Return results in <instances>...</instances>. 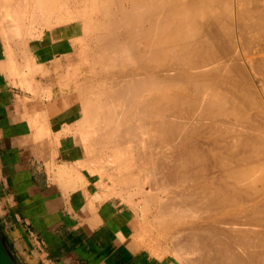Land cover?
Here are the masks:
<instances>
[{"label":"bare ground","instance_id":"obj_1","mask_svg":"<svg viewBox=\"0 0 264 264\" xmlns=\"http://www.w3.org/2000/svg\"><path fill=\"white\" fill-rule=\"evenodd\" d=\"M31 1L34 5L30 6L29 1L27 6L29 4V7L33 6L35 8L32 7V9L37 10L39 3L37 0ZM22 3L20 0H0L1 29H5L6 26V37L13 43L15 40H19V37L21 40V36H23L21 29L23 30V28L20 25L24 24L23 21L21 24V17H23L24 11L28 10L29 12L30 9L24 6L27 9L22 13ZM32 9L30 12L35 13ZM56 11L57 9L54 12L55 24L51 25L53 35L55 38L67 35L64 36L70 41L66 47L64 45L63 51L71 52V58L76 60L75 64H72L73 60L71 59L68 66L64 65L65 74L63 76L67 75L66 78L72 80L73 85L75 84L74 92L71 96L69 92L70 97L66 99L72 103H81L82 120H80L84 125H80L83 127L82 131H79L80 123H77V127L80 135L83 133L85 137V140L84 138V141L82 140L85 144L82 145L86 147L87 152L94 149L96 145H100L103 150L110 144V147L113 148V153H110L115 157L116 162L113 168L117 170V174L111 172L116 186H128L125 183V177H123L126 175L121 174L122 172L126 173L124 167L134 173L129 184L135 181L133 176L135 177L139 172L137 169L138 171H135L137 174H135L133 171L136 169L134 168L140 167L144 168V171L147 170L148 173L142 171L141 175L146 173L144 175L146 179L148 176V180L156 187L149 186L150 188H147L150 190L146 189L147 191L142 189L141 183L144 182L142 177L141 182L138 181L141 185L137 183L136 187L132 183L131 186L132 188L136 187V191L139 189V193L144 196L145 199H140V201L143 200L142 204L144 205L146 200L144 205L146 210L150 203H155L154 201L157 199L160 201L157 202L160 204L158 208L152 204L153 209L157 211V214L153 216L158 217L159 215V220L161 216L166 218L167 215L171 220L173 218L174 220L181 219L180 222L185 217H196L194 220L189 218L192 220L190 224L187 223L189 219H183V228L181 225L179 230L175 227L176 232L184 228L189 230L187 233L181 231L188 234V237H185L186 247L176 245L179 239L178 235L174 236L177 239L172 242L176 245L173 244L175 247L181 249L177 251L176 248L177 253H187H184L185 255L181 253L183 257L180 259L183 260L187 255V259H184L187 261L188 258H192L193 254L189 252L199 249L201 264H264V202L261 201V204L259 200V202L256 201V196L262 197L261 192L264 189L261 187L260 190H262L257 191L259 188L253 184V182L257 184L261 181L264 171H261L262 178L258 177L259 181L255 182L258 175L250 173L247 168H242L245 165L246 167L251 165L250 168H253L254 164L258 163L259 165L257 164L256 167L260 166V170H264V160L263 158L259 160V154L264 153V128L260 127H263L261 123L260 126L254 124L255 122L259 123L258 118L264 121V116L260 115L264 113V108L263 106H261L263 109L259 107V103L261 104V100L258 103L259 96H256L258 100L254 94L253 98L251 96L252 90L257 92L255 85L251 84L252 77L250 76L251 79L246 80L249 79L251 73L254 79L264 84V78L262 79L264 74V0H63V5H60L59 8V15L56 14ZM3 23H5L4 27ZM36 24H33L34 27L31 25L32 29L29 28L30 32L29 30L28 32L32 33L37 41H40L43 36V28L39 22ZM60 24H63L64 28L59 31L54 30L56 25ZM246 35L250 37L247 38ZM251 37L252 39L254 37L255 41L250 39ZM246 38L253 41L246 42L248 46H250L249 42L253 43L248 51L244 48L246 45L243 47ZM59 39L57 38V40ZM23 40L15 44H22ZM22 45L25 46L24 43ZM54 45H56L54 46L56 50L60 49L57 41ZM12 53L10 48L9 54ZM20 54L23 55L22 52ZM228 55H232L233 60L229 63H233V66L228 64ZM255 55H260V58H255ZM27 58L31 63L30 56ZM20 59H23L22 56ZM17 63L11 61L14 74L18 72L15 69ZM27 63L25 65L29 68L26 70H31L30 65L34 66V61L31 64ZM17 69L19 70L20 67ZM23 69L25 67L20 71ZM26 70L27 75L29 70L27 72ZM20 71L17 76L20 79V85L27 89L33 87L34 91L36 88L38 89L39 82H35L31 75L30 78L26 75L22 76ZM43 73L45 72L43 71ZM59 74H63L62 70ZM68 79L67 81L70 82ZM248 81H251L250 84ZM62 83L64 84V82ZM65 85L69 86L70 83L65 82ZM41 88L40 90H42ZM47 88L44 89L47 90ZM42 91L41 94L44 95L45 92ZM251 98H255L254 100L258 103V106H256L257 103H254L256 106L254 109L259 107L261 112L258 113L261 117L257 116V119L252 116L253 120L251 119V121H255L254 123L248 121L247 117L249 116L246 117L247 108L244 114L243 106H239L240 100L245 102ZM236 99H239L238 103ZM254 100L252 101L255 102ZM242 101V105L246 104ZM250 111L247 115H252ZM231 112L239 113V117L244 114L245 117L243 115L241 118L243 121L239 122L240 118L233 114L234 118L238 117L236 119L238 121L234 122L232 117L228 119L229 122L230 119H233V124L249 122L253 125L244 126V128L240 126V129L233 127L235 131L233 128L231 131L228 129L230 126L226 124L229 123L226 122V119L231 115ZM243 118H247L248 122ZM68 129L67 131H69ZM205 129L208 132L205 131L204 134H207L203 135L202 132ZM37 130L39 129L37 128ZM73 131L77 132V128L76 131L75 128ZM228 131H231V136ZM236 135L240 137L242 135L241 138L246 136L247 139L243 140ZM206 137L209 138L206 139ZM41 138H45V135ZM212 138L214 141L217 140L218 147H216V142H211L213 140H210V143L207 141ZM230 138H236V142L233 141L237 143L234 148H238L237 145L239 148L240 145L242 146L243 149H240V153H238L239 149H233L234 144ZM238 138L241 139V144L240 141H237ZM226 139L231 140L230 144ZM219 142L224 146L222 147ZM202 143L208 146L211 144L210 148L215 147L216 151L202 147ZM100 147L97 149V151L100 149L99 154L102 151ZM219 147L223 149L225 147V150L218 151ZM242 150L251 153L242 154ZM212 151H215V154ZM94 152L95 149L89 153L93 156ZM85 154L89 156V158H85L87 161L89 160L88 162L84 159L88 165L93 163L97 156L95 155L92 160L86 151ZM244 154L247 155L246 159ZM102 155L101 153V158ZM226 155L227 158L231 159L232 157L235 160L232 163L236 162L237 164V161H242L241 163L244 164L243 160L245 159L249 160L251 164L244 160L247 164L239 167L238 163L237 166H234L230 162L233 159L227 160ZM41 156L39 157L41 158ZM98 157L100 156L98 155ZM101 158L100 160H102ZM97 160L94 163L100 162ZM120 160L124 161L123 164L120 163ZM207 162L214 164L213 167ZM102 166L98 165L101 168ZM211 170L214 175L212 172L209 175ZM107 171L102 168V173H99L107 175L109 174L106 173ZM101 175L99 174L98 181L103 187L105 183ZM212 177H216V180L219 181L218 189L215 188L217 191H214V185L216 186L217 182L214 184L210 181L214 184L211 186L212 183L208 181ZM229 181L233 186H230ZM144 183L149 185V181ZM253 185L257 190H254ZM128 189H120L122 191L116 192V195L124 197V200L131 206H129L130 210L135 213L134 206L138 204L136 203L138 200L134 202V196L132 192H129L131 187L130 190ZM159 189L160 191H158ZM161 191L165 198L160 199L162 196H157ZM124 193L125 195H123ZM155 196L159 198L156 199ZM263 197L260 199L263 200ZM237 198H240V203H237ZM117 200L119 199L117 198ZM144 206L140 207L139 205V209L143 207L141 212L143 216H146L147 213L144 215L146 212ZM149 213L152 212L149 211ZM202 213L205 214L199 218L202 222H197L199 220L197 218ZM148 218L145 220L147 221ZM167 220H165L166 225L170 227V222ZM153 221L155 222L156 219ZM153 221L152 223H154ZM161 223L159 221L158 226ZM154 225L152 224V227ZM146 226L148 228V224ZM163 226L160 225L158 231ZM169 227L160 231L165 233ZM167 233L170 234L169 231ZM173 234L174 232L171 236ZM184 236L181 237V240L179 239L181 243H183ZM187 248L191 251H186ZM196 254L199 256V253L196 252ZM192 264L195 263L192 262Z\"/></svg>","mask_w":264,"mask_h":264},{"label":"crops","instance_id":"obj_2","mask_svg":"<svg viewBox=\"0 0 264 264\" xmlns=\"http://www.w3.org/2000/svg\"><path fill=\"white\" fill-rule=\"evenodd\" d=\"M20 1L22 13L30 8L21 17L24 37L9 41L6 26L1 29L0 24V228L14 254L21 264H179L170 257L153 255L137 240L135 214L117 198L109 197L87 164L85 137L79 133L84 125L82 106L66 99L75 88L74 82L63 76L64 65L73 60L71 52L63 51L70 40L64 33L57 40L51 28L55 9L59 15L63 0H37L38 11L29 7L33 1L29 0L28 6V0ZM35 21L43 28L40 41L29 33ZM63 28L60 24L54 30ZM22 40L24 47L15 44ZM56 41L59 50L54 47ZM29 56L34 66L30 65L26 75ZM10 60H20L16 74ZM61 70L63 74H59ZM19 71L39 82L37 92L20 85Z\"/></svg>","mask_w":264,"mask_h":264},{"label":"rangeland","instance_id":"obj_3","mask_svg":"<svg viewBox=\"0 0 264 264\" xmlns=\"http://www.w3.org/2000/svg\"><path fill=\"white\" fill-rule=\"evenodd\" d=\"M54 23H55V21H54ZM260 36H261V35H260ZM246 37H247V35H246ZM249 37H250V36H249ZM249 37H247V38H249ZM261 37H263V36H261ZM247 38H246V40L244 41V44H243V47L246 45V46L244 47L246 51H248V50L252 47V46H251V45L253 44L252 42L255 41L254 37H253V39H252V37L250 38V39H252L253 41L250 40V39H247ZM248 40L252 41L251 44H250V42H249V45H250V46H248V44H246V42L248 43ZM231 56H232V55H230V56L228 55V56H227V59H228V64H229L230 66H233V65H232L233 63H232V64L229 63V62H232V60H233ZM258 56H259V57H258ZM228 57H229V58H228ZM252 57H254V56H252ZM230 58H231V59H230ZM255 58H260V55H255ZM233 62H234V61H233ZM233 69H234V68H233ZM248 72L250 73V71H248ZM261 72H262V71H261ZM240 76H241V75H240ZM250 76L252 77V80H253V81H252V82H251V81H248V82H249V84H250V82H251V84L253 83V85H255V90L257 91V92H255L254 90H252V89H254V87L251 86V87H252V89H251V90H252V94H251V96H252V98H253V94L255 95V96H254L255 98H257L256 96H259L260 98H259L258 103H259L260 100H261V104L259 103V105H260L259 107L261 108V106H263V108H264V105H263L264 103H262V102H264V98H263V97H264V96H263V94H264V91H263V90H264V87H263L264 84L261 83L259 80L254 79L251 73L249 74V79H246V80H250V79H251ZM262 76H263V77H262V79H263V78H264V74H263ZM240 78H241V77H240ZM238 79H239V77H238ZM255 80H256V81H255ZM263 80H264V79H263ZM257 81H258V82H257ZM228 86H229V84L227 85V87H228ZM256 87L258 88V90H257ZM253 91H254L257 95H256ZM261 91H262V92H261ZM252 98L249 99V100L247 99L248 101H245L246 104H243V105H242V103H241L242 100H240V104H241V105L239 104V106H243V109H244L243 113L245 112L246 108H247V111H246V112L249 113L251 107L255 106V104L257 103L256 100H258V98H257L256 100H254L255 98H254V99H252ZM236 100H237V99H236ZM252 100H254L255 102H253ZM238 101H239V99L237 100V103H238ZM242 102H244V101H242ZM245 102H244V103H245ZM250 102L252 103V105H251ZM237 103H236V104H237ZM254 103H255V104H254ZM258 103H257L256 106H258ZM248 104H249V105H248ZM250 105H251V106H250ZM249 106H250V109H249ZM256 106L253 107L252 110L250 111V112L252 113V115H247L248 113H246V117L249 116V117H247V118H248V121L250 120L249 122H253V123L255 122V121H251V119H252L254 116L256 117V119H257V116H259V117H261L260 115H263V116H264V113H261V112H260L259 107H257L258 109H254V108H256ZM241 108H242V107H241ZM241 108H240V109H241ZM263 108H261V109H263ZM243 109H242V110H243ZM257 110H259V111H257ZM256 111H257V112H256ZM262 111H263V110H262ZM259 112L261 113L260 115L258 114ZM263 112H264V111H263ZM241 113H242V111H241ZM241 113H240V114H241ZM233 114H234V115L236 114V116H238L239 113L231 112V115H230L229 117H227V119L225 118V119H226V122H229L228 119H229V118H232V117L234 116ZM244 114H245V113H244ZM244 114H243V115H244ZM256 114H258V115H256ZM243 115H241V117L238 116V117L240 118V119H238L239 122L243 121V120L241 119ZM227 116H228V115H227ZM252 116H253V117H252ZM263 116H262V118H263ZM238 117H237V118H238ZM244 117H245V115H244ZM250 117H251V118H250ZM237 118H236V117H235V118L233 117L234 120H233V119H230V122H231V123H230V122H229V123H226V124H228L227 126H230V127H228V129H230L231 131L234 129L233 127H235V129L239 127L238 129H240L241 127L244 128V126L247 127V126L253 125V123L251 124V123H249V122L247 121V118H243V119H245L244 121H247L248 123H239V125L236 124V123L233 124V123H232V120H233L234 122H237V121H238V120H236ZM249 118H250V119H249ZM254 119H255V118H254ZM263 119H264V118H263ZM252 120H253V119H252ZM258 120H259V123H258V122H255L254 124H258V126H260V125L262 124L263 127H262V126H260V127H261V128H264V121H262L260 118H258L257 121H258ZM260 120H261V122H260ZM260 123H261V124H260ZM259 124H260V125H259ZM237 125H238V126H237ZM240 126H241V127H240ZM232 128H233V129H232ZM235 129H234V131H235ZM205 131L208 132V130L205 129V130L202 132L203 135H206V134H207V133L204 134ZM231 131H230V132L228 131V132H229V135H230ZM226 135H228V134H226ZM229 135H228V136H229ZM231 135H232V134H231ZM231 135H230V136H231ZM236 136H238V135H236ZM238 137H240V136H238ZM241 137H243V136L241 135ZM241 137H240V138H241ZM245 137H246V136H245ZM245 137H244V138H241V139H243V140H244V139H247V138H245ZM200 138H201V137H200ZM203 138H204V137H203ZM207 138H209V137H206V139H207ZM236 138H237V137H236ZM236 138H233V139L230 138V139L232 140V143L234 144V145H233V149L236 148V147L234 148V146H236V144H237V143H234V142H236ZM240 138H238L239 140L237 139L238 142L241 140ZM234 139H235V140H234ZM248 139H249V138H248ZM204 140H205V138H204ZM210 140H213V141H211V142H214V143L217 141V140L214 141V138L209 139V140H207V141L209 142ZM226 140H227V139H226ZM228 140H229V139H228ZM228 140H227V142H228ZM231 140H229V144H230V141H231ZM127 141H128V140H127ZM207 141H206V142H207ZM233 141H234V142H233ZM125 142H126V140L124 141V143H125ZM101 143H102V142H101ZM103 143H104V140H103ZM105 143H106V142H105ZM209 143H210V142H209ZM214 143H213V144H214ZM219 143H220V142H219ZM222 143H223V142H222ZM232 143H231V144H232ZM239 143L241 144V141H240ZM239 143H238V144H239ZM246 143H248V142H246ZM107 144H108V143H107ZM107 144H106V145H107ZM220 144H221V143H220ZM220 144H219V145H220ZM202 145H203V143L201 144V146H202ZM216 145H217V142H216ZM96 146H97V145H96ZM96 146H95V148H94L93 146H91L92 148L95 149L94 154L97 155L96 157H95V155L91 156V154L89 153L91 150H94V149H90V150H88V151H89L88 154L92 157V160H93L94 157L96 158V159L94 158V162H95L97 159H98L97 161H100V162H96V163L93 162V163L90 164V165L93 167V172L99 177V179H100L99 174L101 175V173H102V168H103V170H106V171L108 170L106 173H109V174H107V175H101V176H102V179H103V181H104V183H105V185H103V187H102V186H101V187L107 192V194L109 195V197H116V198H118V199H119V200H118L119 203H122L123 205L127 206L128 208H130L131 206L129 205V203H128L126 200H124V197H118V195H116V192H120V191H122V190H120V189L125 190L126 188L128 189V186H129V189H128V190H130V187H131V190H130L129 192H132V195L134 196V197H133L134 202L137 201V200L139 201V202L137 201L136 203H138V204H135V206H134V209H135V208H136V209H135V210L133 209L134 211H136V212H135L136 214H135V213H134V214H135V216L137 215L135 218H136L137 221H138V224H137V231H138V232H137V236H136V237H137V240H138L139 242H141L145 247H147V248L149 249V251H150L153 255H155V256H157V257L167 256V257H170V258H172V259H175L176 261L179 262V264H185V263H186V264H192V262L195 263V264H196V263H197V264H201V262H200L201 251H200L199 249H194V250H195L194 252H193V251H192V252H189V251H191V250H189V248H187L186 251L188 250L189 253H193V254L191 255L192 258H191L190 255H189L190 258H188L187 261L184 260V259L187 257V255H186V257H184V259L182 260V259H180V258L183 257L182 254H181V253H183V252H181V253H180V252L177 253L178 250H179V251L181 250V249H179L178 247H180V246H183V247L185 246V247H186L185 243H187V242H185V240H186V238L188 237V234H184V232H181V231L183 230V231H186V233H187V232H189V230H187V229L185 230V228H184V229H182L181 231H178L179 233H181V235H179V233L176 232V231L179 230V229H181V227H179V226H181V225H182V228H183V224H182V223L184 222L183 219L185 220V218H186V219L188 220L189 218H193L192 220H194V218H196V217H195V216H194V217H191V216H190V217H185V218H182V222H180L181 219L179 220V218H178L179 221H178L176 218H175L176 220H174V218L171 220V218H170L168 215H167V216H168V218H170V219H169L170 221L167 220V219H168L167 216H166V218H165V216H163V217L161 216V217H160V218H161L160 220L158 219V218H159V215H158V217H157V216H153V215H156V214H157V211H155V209H153L152 204H154V206H157L156 208H158V205H160V204L157 203V202H160V201H157V200H158L157 198H159L160 196H162V197H160V199H162V198L164 197V193L162 194V191H161L160 193L157 194V196H159V197H156V196H155L156 199H157L156 201H154L155 203H150V202H149V203H150V205H148L149 207L146 205V206L148 207V209L150 208L149 211L152 212V213H149L148 209L146 210V207L144 206V205L146 204V202H145L146 200L144 201L145 204H144V205L142 204V203H143V200L145 199L144 196H142V195L139 193V189L136 191V187H137L136 185H137V183L140 184L138 181L141 182V177L143 178L142 180H143L144 182H148V181H149V185H148L147 183H144V182H143V183L145 184V186H144V184L141 183L142 186H143L142 189H144L145 191H147L146 189L150 188L149 186H152V187H154V188L156 187V186L153 185V183H151L150 180H148V176H147V179H146V177L144 176V175H146V173H148V171H147V170L144 171L145 169H144V168H140V167H139V168H134V169H136V170L133 169V170H134L133 172L138 171V170H139V172H140V173L138 172V174L135 172V174L138 175V176L135 175V177H136V176L139 177V176L141 175V172H142V171H144V172H146V173H143V175H141L139 178H137V177L135 178V177L133 176V178H134L135 181L132 182V183H134L135 185H134V184H133V185L136 186V187H133V188H132V186H131L132 183H131V184H129V183H130V178H131L132 175H134V173H131L132 171L129 172V171L126 169V167L123 166L124 169H125V171H126V173H125V172H122L121 174H125V175H126V176H123V177H125L124 180H125V183H126L128 186L125 187L124 185H121V186H120V185H119V186L117 185V186H118V187H117L116 184L114 183L115 179H114V177H113V175H112V173H115V175L117 174V170H116L115 168H113V166L115 167V165H116V164H115L116 162H115V159H114L115 157L112 155V153H113V152H112V151H113V148L110 147V144H109V146L107 145V146H105V148H103V150H104V151H103L102 148L100 147V145L97 146V147H96ZM205 146H208V145L206 144V145H203L202 147L208 149V148H210L211 144H210L208 147H205ZM221 146L223 147L224 145L221 144ZM237 146H238V148H236V150L239 149V150H238L239 152H238V151H237V152L240 153V149H243V148H241V147H242L241 145H240V148H239V145H237ZM98 147H100L101 150L103 151V152L101 151V153L103 154V155H102V156H103L102 158H101V153L99 154L100 149L97 151ZM106 147H107V148H106ZM211 147H212V146H211ZM216 147H218V145H217ZM243 147H244L245 149H247V147H245L244 145H243ZM111 148H112V149H111ZM214 148H215V147H214ZM214 148H210L209 150L213 149V150L216 151V149H214ZM219 148H220V149L217 148L218 151H220V150H222V151L225 150V147H224V149L221 148V147H219ZM233 149H232V150H233ZM249 149H250V147H249ZM249 149H248V150H249ZM168 150H169V149H168ZM203 150H204V149H203ZM236 150H235V151H236ZM96 151H97V152H96ZM215 151H212V153L215 154V153H214ZM218 151H217V152H218ZM92 152H93V151H92ZM104 152H105L106 154H105ZM110 152H112V153H110ZM209 152H210V151H209ZM209 152H207V153H209ZM217 152H216V153H217ZM241 152H242V154H243V153H246L247 150L244 151V152H243V150H242ZM107 153H108V154H107ZM109 153H110V155H109ZM210 153H211V152H210ZM248 153H249V152H248ZM248 153H246V154H248ZM250 153H251V152H250ZM250 153H249V154H250ZM92 154H93V153H92ZM98 155H99L100 157H98ZM244 156H245V154H244ZM246 156H247V155H246ZM246 156H245V159H246ZM91 157H90V158H91ZM100 158H101L103 161L100 160ZM103 158H104V159H103ZM226 158H227V155H226ZM229 158H230V157H229ZM229 158H227V160H229V161H230L231 159H233L232 157H231V159H229ZM259 158H260L259 160H261V158H263V160H264V153H262V155L259 154ZM235 159H236V158H235ZM245 159H244V160H245ZM227 160H226V161H227ZM237 160H238V159H237ZM237 160H236V161H237ZM244 160H243V163H244V164L241 163L242 161H241V162H240V161H237V162L239 163V165H238V163L236 164V162H235V163H232L233 161H235L234 159H233L232 161H230V162H231L232 165H233V164H234V166H237V165H238L239 167L242 166V165L247 164L246 162H248V164H251V162H249V160H245L246 162H245ZM123 162H124L123 160H120V163H121V164H123ZM227 162H228V161H227ZM230 162H229V163H230ZM257 162H259V161H257ZM98 163H99V164H98ZM103 163H104V164H103ZM207 163L211 164V167H213L212 165H214V164H212V163H210V162H207ZM240 163H241V165H240ZM259 163H260V162H259ZM94 164H95V165H94ZM97 164H98L99 166H102V165H103L102 168H101V167H98ZM100 164H102V165H100ZM114 164H115V165H114ZM252 164H253V163H252ZM257 164H258V163H256V165H257ZM256 165L254 164L255 167L252 166L253 168H250L251 165H250V166L247 165V167H246V165H245V166L242 167V168H247V170H249L250 173H254V174H256V176L258 175V176H257V179H256L255 182H257V180H258L259 178H262L263 175L261 174V171H264V170H260V168H259L260 166H259V167H256ZM258 165H259V164H258ZM258 165H257V166H258ZM248 166H249V167H248ZM104 167H105V169H104ZM211 167H210V168H211ZM214 167H215V166H214ZM96 168H99V169L97 170ZM100 168H101V171H100ZM107 168H108V169H107ZM254 168H255V169H254ZM110 169H111V170L113 169L114 171H113V170L111 171ZM137 169H138V170H137ZM214 169H215V168H214ZM140 170H141V171H140ZM212 170H213V169H212ZM212 170L209 172V175L211 174V172H212V175H214ZM216 171L218 172L217 169H216ZM216 171L214 170V173H215ZM99 172H101V173H99ZM111 172H112V173H111ZM212 175H211V176H212ZM216 175H217V174H216ZM252 175H253V174H252ZM110 176H111V177H110ZM218 176H219V174H218ZM256 176H255V177H256ZM252 177H253V176H252ZM258 177H259V178H258ZM104 178H105V179H104ZM111 178H112V179H111ZM133 178H132V179H133ZM144 179H145V180H144ZM213 179H214V180H213ZM252 179H253V178H252ZM262 179H263V180H262ZM262 179H260L261 181L258 180L259 182H258L257 184L253 182V184H254V185H257V187L259 188V189L257 190L256 187L253 185V186H254V187H253L254 190L259 191L261 187L264 189V183H263V182H264V176H263ZM147 180H148V181H147ZM230 180L234 182V180H232V179H230ZM208 181H209V183H212V182H213L214 184H215V182H217V183H216V186H215L213 183L210 184V185H211V186L214 185V189H215V188L218 189L217 184H218L219 181L216 180V177H212V178H211L210 180H208ZM210 181H212V182H210ZM245 182H246V181H245ZM247 182H249V181H247ZM250 182H251V181H250ZM260 182H262V183H260ZM229 183H230V181H229ZM259 183H260V184H259ZM141 184H140V185H141ZM151 184H152V185H151ZM231 184H232V183H230V186H233V184H232V185H231ZM261 184H263V186H261ZM107 185H108L109 187H108ZM112 186H113L114 189L111 188ZM115 186H116V187H115ZM147 187H148V188H147ZM124 188H125V189H124ZM110 189H111V190L113 189V190L111 191ZM152 189H153V188H152ZM152 189H151V190H152ZM115 190H116V191H115ZM144 190H143V191H144ZM148 190H150V189H148ZM223 190H224V189H223ZM261 190H262V189H261ZM261 190H260V191H261ZM114 191H115V192H114ZM133 191H134V192H133ZM135 191H136V192H135ZM158 191H160V189H159ZM214 191H217V190L215 189ZM218 191H219V190H218ZM220 191L222 192V190H220ZM224 191H226V190H224ZM113 192H114V193H113ZM137 192H138V193H137ZM150 192H151V191H150ZM154 192H155V191H154ZM262 192H264V191H262ZM262 192H261V195H262V197H263V196H264V195H263L264 193L262 194ZM147 193H148V192H147ZM259 193H260V192H259ZM161 194H162V195H161ZM257 194H258V193H257ZM112 195H113V196H112ZM114 195H115V196H114ZM123 195H125V193H124ZM139 196H140V197H139ZM257 196H258V195H257ZM257 196H256V201H257V202L260 201V203L262 204V202H264V197H263V200H262V199H260V198H262V197H257ZM259 196H260V195H259ZM122 198H123V199H122ZM143 198H144V199H143ZM164 198H165V197H164ZM257 198H259V199H257ZM140 199H143V200L140 201ZM150 199H151V198H150ZM239 199H240V198H237V200H238L237 203H240V202H239V201H240ZM121 200H122V201H121ZM258 200H259V201H258ZM261 201H262V202H261ZM147 202H148V199H147ZM151 202H153L152 199H151ZM124 203H125V204H124ZM156 203H157V204H156ZM127 204H128V205H127ZM139 205H140V207H141V206H144V207H145L146 212L144 213V215L147 213L146 216H147V218L149 217L148 220H147L149 223L145 220V219H147V218H145L146 216H143V213L141 212V209H142L143 207H142L141 209H139V208H140ZM129 206H130V207H129ZM136 206H137V207H136ZM151 207H152V208H151ZM154 208H155V207H154ZM156 210H157V209H156ZM143 212H144V210H143ZM153 212H154V213H153ZM155 212H156V213H155ZM137 213H138V214H137ZM140 213H141V214H140ZM148 213H149V214H148ZM200 213H201V212H200ZM203 214H204V213H202V214L200 215V217H198L197 219L201 218ZM196 216H197V214H196ZM198 216H199V214H198ZM204 216H205V214H204ZM137 217H138V218H137ZM139 217H140V218H139ZM142 217H143V219H142L143 221L141 220ZM154 217H156V218H154ZM155 219H156V221L154 222L153 220H155ZM157 219H158V221H157ZM197 219H195V220H197ZM161 220H162V221H161ZM165 220H167V222H170V225H171L170 227H169V225H166ZM187 220H186V221H187ZM192 220L189 219V221H188L187 223L190 224V221H192ZM201 220H202V219H201ZM141 221H142V222H141ZM150 221H151V222H150ZM152 221H153L154 223H152ZM159 221L163 223V224L161 223L160 225H162V226L164 225V226L161 227V228L159 229V231H158V228L160 227V225L158 226ZM172 221H173V222H172ZM175 221H177L178 223L175 222ZM197 222H202V221H200V219H199V220H197ZM156 223H157V224H156ZM171 223H172V224H171ZM179 223H181V224H179ZM139 224H140V225H139ZM146 224H148V228H146V227H147ZM149 224H150V225H149ZM152 224H153V225L155 224V225H154L155 228L152 227ZM168 224H169V223H168ZM174 224H175V226H174ZM185 225H186V224H185ZM185 225H184V226H185ZM139 226H140V227H139ZM156 226H158V228H156ZM167 226H168L170 229L168 228V230H167L165 233L162 232V231H160V230L163 229V228H164V230H166L165 228H166ZM173 226H174V229H173ZM177 226H178V227H177ZM175 227L177 228V230H176ZM185 227H186V226H185ZM145 228H146V230H145ZM149 228H150V230H149ZM178 228H179V229H178ZM171 229H173V230H171ZM148 230H149V231H148ZM170 230H171V232H170ZM168 231H169V233H170L169 235H168V233H167ZM145 232H146V233H145ZM161 232H162V233H161ZM173 232H174V234H175V233H177V234H175V235L173 234L172 236L174 237V236H177V235H178L177 237H178L180 240H181V237L185 235V236L183 237V238H184V239H183V243H181V242L179 241V239L177 240V242H178V243L180 242L181 245H180V243L178 244L177 242H175V243H177L176 245H178V247H175L176 245H175L174 243H173V244H174L175 246L172 244V242H173L174 240L176 241V239H177L176 237L173 238V237L171 236V234H172ZM149 233H150V234H149ZM182 233H183V235H182ZM165 234H166V235H165ZM145 235H146V236H145ZM150 237H152V238H150ZM185 237H186V238H185ZM169 238H170V239H169ZM173 246H174L175 248H174ZM176 248H177V251L175 250ZM181 248H182V247H181ZM182 249H184V248H182ZM183 251H185V250H183ZM196 252L199 253V256H197L198 254H196ZM184 253L187 254L186 252H184ZM184 253H183V254H184ZM189 253H188V254H189ZM179 254H180V256H179ZM185 254H184V255H185ZM195 254H196V257H194ZM198 258H199V263H198ZM186 259H187V258H186ZM190 259H193V260H195V261H191ZM184 262H185V263H184ZM188 262H189V263H188Z\"/></svg>","mask_w":264,"mask_h":264},{"label":"water","instance_id":"obj_4","mask_svg":"<svg viewBox=\"0 0 264 264\" xmlns=\"http://www.w3.org/2000/svg\"><path fill=\"white\" fill-rule=\"evenodd\" d=\"M0 264H21L0 228Z\"/></svg>","mask_w":264,"mask_h":264}]
</instances>
